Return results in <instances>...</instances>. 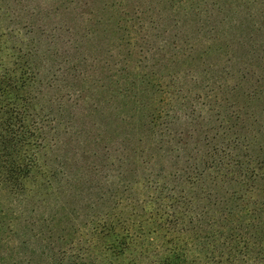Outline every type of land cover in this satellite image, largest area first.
I'll return each mask as SVG.
<instances>
[{
    "label": "trees",
    "instance_id": "16d2710c",
    "mask_svg": "<svg viewBox=\"0 0 264 264\" xmlns=\"http://www.w3.org/2000/svg\"><path fill=\"white\" fill-rule=\"evenodd\" d=\"M151 1L76 16L124 51L93 96L72 62L52 100L51 56L0 28V264H264L263 44L215 24L213 3Z\"/></svg>",
    "mask_w": 264,
    "mask_h": 264
},
{
    "label": "rangeland",
    "instance_id": "374dc122",
    "mask_svg": "<svg viewBox=\"0 0 264 264\" xmlns=\"http://www.w3.org/2000/svg\"><path fill=\"white\" fill-rule=\"evenodd\" d=\"M86 1L87 0H0V6L3 9L4 15L0 18L1 30L5 31L11 28L20 30L15 31L13 37L4 38V40H8L9 45L16 41V43H22L28 47L36 43L39 44L41 50H45L48 52V56H51L50 59L47 57L49 61L46 65L49 67L54 66L52 69L53 73L59 69L61 75L57 76L59 79H63V81L58 84V91L52 90L48 95L51 96L52 100H55L59 96H65L66 93L70 92L69 83L76 82L72 78L74 73L66 71L72 62L75 64L79 63L78 72L81 73L80 75L85 77L91 75L89 81L93 79L92 82L86 85L88 95L93 96L92 93L97 86L101 85L99 80L103 83V89L109 90L108 92L113 88L111 83L107 86H104V84L110 82L109 76L116 68L114 65L117 63V55L124 54V51H119L107 37L101 35L94 36L92 34L86 36L85 26H91L90 23L92 22L84 19H75L76 16H79ZM132 1L141 2L140 4L144 8H152L153 10L156 8L159 9V6L151 0ZM191 1L194 2V7L199 4L202 10L204 9L205 1L207 4L213 3V6L210 8L215 24L220 22L221 19L225 20L226 26H228L230 22H232L231 26H239L240 22H244L246 27L242 25L240 27L242 29L239 30L243 34V42H247L246 47H251L253 40L262 42L264 47V0H198L199 3L195 2V0ZM196 21V18H190L187 23V25H190L187 31L191 37L195 36L194 27ZM253 24L258 26L259 32L254 33L251 35V38H249L247 32L249 27ZM226 28L231 29L229 34L230 37L228 38L229 43L232 42V39H241L242 34L238 32L237 28L232 29V27H225L220 29ZM223 40L224 39L219 38V41L222 42ZM7 45L5 46L7 47ZM237 48L238 43L236 42L233 44L232 49L235 50ZM7 54H9L8 50H4L3 57L7 56ZM218 55L216 51L214 57ZM84 57H86V62L83 64L82 59ZM225 59V57L221 56V61L219 58L214 62L223 64V67L226 66V70L229 71L231 70L230 63L225 64ZM10 60L4 59L6 63ZM106 60L109 61L108 64L104 63ZM260 71H264V65L261 66ZM201 73L202 70L200 74ZM187 87H191L190 84H188ZM71 92H74V90H71ZM46 100L47 99H45V101ZM89 101L90 99H88L85 104L81 105L83 109H80V107H69L70 112L68 113H70V117H72L73 114L77 117L78 125L82 122L87 112L86 109L89 106Z\"/></svg>",
    "mask_w": 264,
    "mask_h": 264
}]
</instances>
